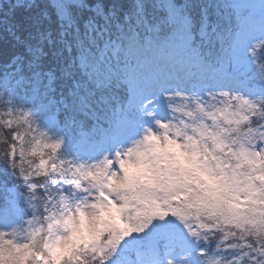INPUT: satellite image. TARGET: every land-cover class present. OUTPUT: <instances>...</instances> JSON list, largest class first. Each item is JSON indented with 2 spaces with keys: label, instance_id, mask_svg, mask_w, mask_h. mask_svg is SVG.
<instances>
[{
  "label": "snow or ice",
  "instance_id": "6c2138e0",
  "mask_svg": "<svg viewBox=\"0 0 264 264\" xmlns=\"http://www.w3.org/2000/svg\"><path fill=\"white\" fill-rule=\"evenodd\" d=\"M0 13V264H264V0Z\"/></svg>",
  "mask_w": 264,
  "mask_h": 264
},
{
  "label": "trees",
  "instance_id": "16d2710c",
  "mask_svg": "<svg viewBox=\"0 0 264 264\" xmlns=\"http://www.w3.org/2000/svg\"><path fill=\"white\" fill-rule=\"evenodd\" d=\"M47 7V5L43 2L40 3L39 8H34L30 10V12H25L23 9H17L14 12V15L19 17L20 15H30L31 12L36 13L37 21L42 20L40 15V9ZM4 8L7 9L8 5L4 4ZM2 15V13H0ZM55 29V25H53ZM52 39L55 41L58 39V31L54 30L52 33ZM61 45L57 44L56 48L59 49ZM26 52L24 48L20 45H17L10 37L6 34L3 38H0V78L7 79H0V85H4L14 77L17 73L16 70L18 66H20L21 70H23L24 60L19 59V57L26 58ZM69 57L67 53L64 54L62 57L63 63L66 65L69 61ZM46 70H50L53 74L57 77L55 83V92L51 93L50 95L55 98L56 101H59L61 96L68 97V89L71 87V81L61 77L62 69L58 63L54 60H50L45 64ZM76 75L78 76L79 73L77 72ZM4 90V89H0ZM6 92V90H5ZM5 99H8L7 93L5 94ZM13 103L17 106H22L24 108H29L35 111L36 105L32 104V98L25 97L22 95H14L13 96ZM43 131V129H41Z\"/></svg>",
  "mask_w": 264,
  "mask_h": 264
}]
</instances>
